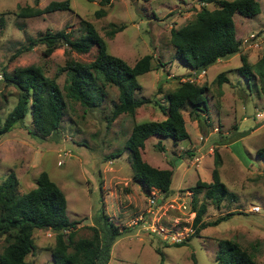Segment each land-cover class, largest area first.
Listing matches in <instances>:
<instances>
[{"label":"rangeland","instance_id":"374dc122","mask_svg":"<svg viewBox=\"0 0 264 264\" xmlns=\"http://www.w3.org/2000/svg\"><path fill=\"white\" fill-rule=\"evenodd\" d=\"M50 1L0 0V13L10 12L3 16L4 27L0 29V117L4 118L17 101V89L5 85L3 71L11 73L17 67L33 64L41 67L45 76L54 77L68 57L81 62L94 58L95 47L81 54L66 52L61 46L48 57L43 56L42 45L23 51L29 37L35 38L46 29L71 30L74 37L78 36L80 19L94 24L109 52L129 64L145 54L152 55L155 68L138 76L141 90L135 94L136 98L149 101L138 107L134 116L121 114L112 121V101L118 95L115 87L108 88L106 101L97 108L86 109L68 101L60 128L46 138L33 134L28 112L22 123H16L0 138V181L14 171L19 180L18 191L23 193L35 187L37 175L46 171L65 194L68 217L80 220L76 238L89 237L92 225L104 232L102 213L118 228H126L113 242L107 264H216L215 254L222 239L238 242L258 264H264V159L256 155L258 149L264 148V96L256 70V78L250 81L237 71L241 54L253 64L264 54L263 3L253 17L234 15L240 52L220 59L192 80L196 72L173 58L170 30L183 26L199 7L214 8L213 2L111 0L103 6L105 15L101 16L96 15L101 8L99 0H70L69 11L25 19L15 15L18 4L42 8ZM110 24L124 28L110 37L106 34ZM250 33L260 38L257 47L251 40L246 41ZM220 73H224L225 82H218ZM66 78L65 72L58 75L60 87ZM180 80L206 85L208 113L193 119L189 109L183 108L189 137L176 145L170 137L161 138L163 151L155 148L157 137L145 142L144 160L160 169L173 168L170 188L174 191L170 197L157 189L144 193L132 180L131 157L125 143L135 122L164 119L159 105L167 103L166 93ZM215 167L234 194L218 208L205 200L203 192L195 195L191 190L199 180L210 182ZM149 197L156 199L153 213H148L152 204ZM194 197L198 204L207 205L204 220L213 221L228 212L234 214L191 237L196 213L192 207ZM254 207L259 210L253 211ZM176 235L184 240L180 246L174 244ZM33 237L36 248L26 259L52 264L55 232L35 230ZM3 246L0 236V253Z\"/></svg>","mask_w":264,"mask_h":264},{"label":"trees","instance_id":"16d2710c","mask_svg":"<svg viewBox=\"0 0 264 264\" xmlns=\"http://www.w3.org/2000/svg\"><path fill=\"white\" fill-rule=\"evenodd\" d=\"M202 1L213 2L214 8L210 9L203 5L183 26L170 30L171 44L175 49L173 58L197 74L218 60L240 52L241 45L235 29L234 15L253 17L260 12L261 2L264 12V0ZM110 2L111 0H99L101 8L96 11V15H105L103 6ZM70 9V0H52L42 8L18 4L15 15L25 19ZM9 13H0V29L4 27L3 16ZM123 28L124 25L110 24L106 34L113 37ZM36 45L43 46L44 57H48L61 46L67 49L66 52L74 51L81 54L88 53L95 47L96 53L89 62L66 58L54 77L45 76L41 67L33 64L17 67L11 73L3 71L5 85H13L17 89V101L4 118L0 117V138L10 132L16 123H22L28 112L33 134L43 138L49 137L60 128L68 101L77 102L86 109L97 108L106 101L109 87H115L118 91L117 100L112 101L110 121L121 114L134 116L138 107L149 101L143 97L136 98L135 94L141 90L138 76L155 68L152 64V55L145 54L133 64L127 63L109 52L107 42L94 24L84 19H80L78 36L74 37L71 30L46 29L35 38L29 37L23 51ZM255 70L259 74L260 91L264 96V54L255 64L250 63L245 54H241L240 65L237 68L241 76L250 81L256 78ZM62 72L66 73L67 78L63 87H60L56 78ZM225 81L224 73H220L218 82ZM205 91H207L205 84L180 80L174 89L166 93L167 103L159 105L163 120L134 123L124 148L131 157L132 180L144 193L157 189L166 197L173 194L174 190L170 188L173 168L160 169L152 166L143 159L142 150L145 142L153 136L158 139L155 144L158 151L165 149L161 138L170 137L175 145L187 139L189 136L182 109H189V115L193 119L199 118L201 114H207ZM213 153L217 157L216 150ZM256 155L264 159V148L258 149ZM171 166L173 167V164ZM218 172L215 167L210 182L199 180L191 188L195 195L203 192L205 200L210 201L216 208L228 196L234 197ZM35 182V187L20 193L19 180L14 171L11 170L0 181V236L4 239L0 264H36L26 257L36 248L34 231L43 229L55 232V244L51 249L52 264H107L113 242L126 232V228H118L117 224L102 213L104 232H100L92 225L89 226L92 232L89 237L76 238L80 220L68 217L64 192L50 179L46 171H41ZM192 205L196 213L192 220L191 237L198 236L201 230L216 226L234 214L228 212L220 218L208 221L203 219L207 209L206 203L198 204L194 197ZM183 243L184 240L174 244L180 246ZM157 252L160 253L159 250ZM162 257L161 255V262ZM215 261L216 264H258L251 252L229 239L218 242Z\"/></svg>","mask_w":264,"mask_h":264},{"label":"built area","instance_id":"2783aa9c","mask_svg":"<svg viewBox=\"0 0 264 264\" xmlns=\"http://www.w3.org/2000/svg\"><path fill=\"white\" fill-rule=\"evenodd\" d=\"M245 39H246V41L247 40H251V42L253 43V45L255 46V47H257L258 45H259V43H260V38L259 37H256V34L255 33H250L249 35H248V37H245ZM245 41V42H246ZM205 73V71L204 70H202L199 74H197V75H195V74H193L192 75V80L193 79H196V78H198V77H201L203 74ZM198 161V159L197 158H195V162H197ZM163 198H164V196H162V200H163ZM149 202L150 203H152L150 206V210H148V213H153V211H152V209L154 208V205L153 204H157L156 203V199H154V198H151L150 199V197H149ZM184 208H185V206H183ZM253 211H258L259 210V208L258 207H254L253 209H252ZM147 213V214H148ZM138 220H142V217H140V219H138ZM145 222H147V224L149 225V226H151L150 225V223L148 222V221H145ZM146 229H149V228H146ZM154 231V230H153ZM175 239H176V242H180V241H182V239L180 238V235H176L175 237H174Z\"/></svg>","mask_w":264,"mask_h":264},{"label":"crops","instance_id":"0c3cea01","mask_svg":"<svg viewBox=\"0 0 264 264\" xmlns=\"http://www.w3.org/2000/svg\"><path fill=\"white\" fill-rule=\"evenodd\" d=\"M219 61V60H218ZM205 72H206V70H205ZM205 74V73H204ZM259 115V114H258Z\"/></svg>","mask_w":264,"mask_h":264}]
</instances>
